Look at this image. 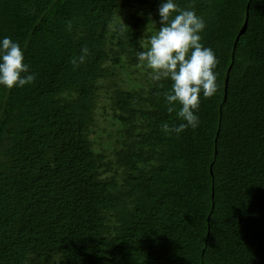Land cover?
I'll use <instances>...</instances> for the list:
<instances>
[{"label":"trees","instance_id":"16d2710c","mask_svg":"<svg viewBox=\"0 0 264 264\" xmlns=\"http://www.w3.org/2000/svg\"><path fill=\"white\" fill-rule=\"evenodd\" d=\"M175 2L219 86L179 134L137 60L162 0H0L35 75L0 87V264H264V0Z\"/></svg>","mask_w":264,"mask_h":264},{"label":"clouds","instance_id":"9594fccd","mask_svg":"<svg viewBox=\"0 0 264 264\" xmlns=\"http://www.w3.org/2000/svg\"><path fill=\"white\" fill-rule=\"evenodd\" d=\"M159 16V29L149 37L147 46L140 43L137 60L149 70L154 82L171 81L164 96L167 110L175 112L183 123L172 129L164 125L162 130L179 134L199 126L196 113L201 99L217 93L218 60L214 51L201 42L206 23L194 10L179 9L175 0H162ZM82 53L72 61L74 67L85 62L88 49L83 48ZM34 80L20 44L7 36L0 39V87L11 90Z\"/></svg>","mask_w":264,"mask_h":264},{"label":"rangeland","instance_id":"374dc122","mask_svg":"<svg viewBox=\"0 0 264 264\" xmlns=\"http://www.w3.org/2000/svg\"><path fill=\"white\" fill-rule=\"evenodd\" d=\"M132 77H135L134 79H136V78H137V79H141V78H142V72H141L140 74H138V73H137V74L134 73ZM101 107H102V106H101ZM101 107L98 108V112H97V113H98V118H99V119H103V118H105V116H106V115L103 113V109H102Z\"/></svg>","mask_w":264,"mask_h":264},{"label":"water","instance_id":"95a60500","mask_svg":"<svg viewBox=\"0 0 264 264\" xmlns=\"http://www.w3.org/2000/svg\"><path fill=\"white\" fill-rule=\"evenodd\" d=\"M228 77V76H227Z\"/></svg>","mask_w":264,"mask_h":264}]
</instances>
